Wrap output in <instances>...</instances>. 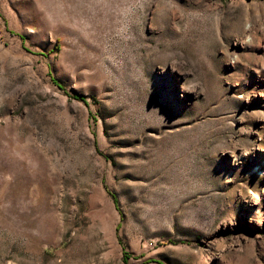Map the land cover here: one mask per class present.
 Instances as JSON below:
<instances>
[{"label":"rangeland","instance_id":"rangeland-1","mask_svg":"<svg viewBox=\"0 0 264 264\" xmlns=\"http://www.w3.org/2000/svg\"><path fill=\"white\" fill-rule=\"evenodd\" d=\"M0 264H264V0H0Z\"/></svg>","mask_w":264,"mask_h":264}]
</instances>
